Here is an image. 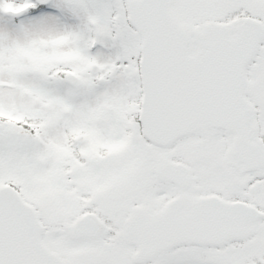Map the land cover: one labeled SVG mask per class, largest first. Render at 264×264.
<instances>
[{
    "label": "snow or ice",
    "instance_id": "6c2138e0",
    "mask_svg": "<svg viewBox=\"0 0 264 264\" xmlns=\"http://www.w3.org/2000/svg\"><path fill=\"white\" fill-rule=\"evenodd\" d=\"M0 264H264V0H0Z\"/></svg>",
    "mask_w": 264,
    "mask_h": 264
}]
</instances>
